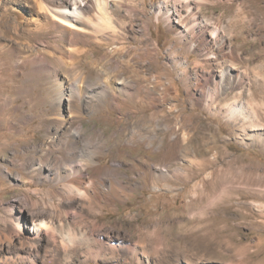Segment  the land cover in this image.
Instances as JSON below:
<instances>
[{"label":"rangeland","instance_id":"rangeland-1","mask_svg":"<svg viewBox=\"0 0 264 264\" xmlns=\"http://www.w3.org/2000/svg\"><path fill=\"white\" fill-rule=\"evenodd\" d=\"M28 2L0 0L10 19L5 28L0 23V247L7 264H264V0L202 1L199 15L236 55L224 63L233 68L217 93L197 42H185L159 12L166 9L163 0L118 4L111 22L122 34L78 44L82 54L66 47L70 58L51 45L56 31L44 38L35 33L47 21ZM32 51L50 64L45 80L34 70ZM242 71L247 80L236 86ZM73 78L82 81L80 92L107 84L114 97L98 102L82 93L74 105L60 96ZM122 81L131 91L120 94ZM51 95L58 97L67 134L77 132L86 146L94 139L93 159L118 168L119 179L135 191L105 194L100 203L59 202L65 181L34 180L39 164L50 156L46 164L53 167L52 158L68 148L67 134L59 146L47 147L57 109ZM233 104L244 117L255 111L257 119L230 117ZM151 137L159 146L156 158L149 154ZM88 152L77 149L78 160L87 163ZM30 218L69 221L71 230L81 225L93 234L94 250L63 252L50 233L30 246Z\"/></svg>","mask_w":264,"mask_h":264},{"label":"bare ground","instance_id":"bare-ground-1","mask_svg":"<svg viewBox=\"0 0 264 264\" xmlns=\"http://www.w3.org/2000/svg\"><path fill=\"white\" fill-rule=\"evenodd\" d=\"M12 1L13 0H7V3ZM24 1L28 2L29 0H24ZM31 1L39 10L38 13L44 16L45 20L47 21V24L37 23L34 29L35 33L41 35L44 38L47 35H50V30L56 31L58 34L56 38L55 36L53 37L54 40L51 45L55 48H58L59 52L62 55L70 58L71 55H69L70 53H67L68 51L66 47L69 48L71 47L72 52L76 54H82L84 51L81 49H77L76 46L78 44L84 47L89 43L90 40L100 43L101 41L107 42L109 41V39L114 40L116 36L122 34L123 31L122 32L119 31V29H117L115 25H113L114 23L111 22V19L119 14V8L117 10H115V8L117 6L118 7L121 6L118 4H122L123 2L133 4L135 0H31ZM202 1L203 0H163L164 4L166 3L165 5L166 9L162 11V8L159 7L158 10L159 12L164 14L165 20L169 23V27L171 29L179 30L178 33L180 34V37H182L183 39L185 38V42L191 43L193 39L197 42V48L203 51V55L200 56V58H201V63L204 64V66L206 65L207 67L206 68L208 73L207 80L212 86L214 92L217 93L219 91L221 79L223 78L224 75H226V73L228 74L233 68L229 65L230 70L224 69V63L230 60L232 61L233 59H235L236 55H235V51L230 47L229 43H227L226 41L224 42L219 40L218 28L210 25L208 21H206L204 18H202L199 15V9L202 6ZM168 3H171L170 7ZM8 10H9L8 8L7 9L5 8L4 10H2V12H0V23L2 25V28L7 27V24L10 22V19L3 15V13H5ZM171 21L177 23L178 26H180V29L177 26H173L171 24L172 23ZM99 29L102 31L101 34L103 35L97 37L94 35V33H96ZM46 30L49 31L47 32ZM105 30H111V33L104 34ZM86 53L88 52L85 51V54ZM29 58L31 59V62L35 68L34 70L36 71V73H38V77L41 78L42 80L44 72L50 69L49 62L47 61V59L42 57L38 51L31 53L29 55ZM35 71L33 73H35ZM246 76H247L246 72L243 71L237 72V74L235 75L236 84L235 83L234 84L236 86L241 85L245 80H247ZM218 77H220V81H217ZM89 78L91 77L89 76L86 77L85 81L87 83ZM120 83L121 84L118 87V91L120 92V94L121 93L125 94L126 92L128 93L129 91H131L132 89L131 86L128 85L125 81H122ZM79 84H82L80 78H73L70 82L68 81L64 93L60 92L61 93L60 96L66 97L68 100L71 99L74 105H77L79 103L81 104L83 100L82 93H84V97L86 98L88 94H90L92 98L96 97L98 102L102 99V97H107L109 95L114 97L113 93L109 94L108 91L109 88L107 84H102L99 88L95 89L96 91L91 88H86V90L84 89L85 90L84 92H80V89L78 90V88L81 87V85ZM97 94L99 96H96ZM255 96H256L255 93L251 94V98H255ZM51 98L52 100H55L57 104V109L53 117L52 129L49 128L48 131L49 136L47 140V147L54 148L61 144L62 137H64L67 134V131H69L68 128L69 125H66L65 120L63 119V117H61L60 102L57 99L58 98L57 95H51ZM238 106L239 105L237 104L235 105L233 104L228 107L225 106L224 108L226 109L227 107L228 109L227 111L230 112L229 114L230 117L242 116L244 119L247 120L251 119L252 121L251 120L250 121L251 123H253L254 118H256L255 111H252L250 109L252 112L249 111L250 114L244 117V113ZM262 107L264 108V106ZM67 135L66 137L68 138L66 144L68 148L66 151H64L61 154L62 156H55L52 158L53 160L52 162L54 163V166L51 167L46 164V162L50 159L49 156L45 160V162H42L36 167V173L34 175L35 176L34 180H37L38 182L57 183L59 181H65L67 183V186L64 188V190L60 192L61 193L60 198L58 197V199H60L59 202L61 201V199L67 200L70 197H74V198L84 197V199H86L88 203H92V204L94 202L100 203L101 200H103V198L106 200L107 197L104 196L105 194H109L110 197L112 198H120L127 191H135L136 188L132 187L128 183L124 184L123 181L119 179V177L121 176V172L119 171L118 168L101 167L99 162H96L93 159V156L97 153V150L94 146V139H88V143L90 144L86 146L85 144L80 143L78 138L79 134L77 132L75 133L71 132L70 134ZM150 140H151L150 144H152L151 145L152 150L150 149L151 152H149V154L156 158L159 148V146H156L157 143L155 142L157 139L151 137ZM80 148L81 149L83 148L84 150L89 151L88 153H90V158L87 163H82L80 162V160H78L76 151L77 149ZM204 154L205 152L199 153V155H204ZM88 171H91L92 174H89ZM88 179H92V180L89 181L90 183L88 185L84 186L83 184L85 180L87 182ZM112 180L116 181V185L112 184ZM106 185H108V187ZM117 187L118 190L116 191ZM119 188L121 190H119ZM98 194L101 195L102 197L99 198ZM8 212H10L12 215L17 216L16 219H18L17 212L11 209L8 210ZM30 219L31 220L28 224V229H29L28 236L26 238L29 241H32V243L29 242L30 246L34 245L33 242L42 244L43 239L41 237L47 236V234L50 233L55 237L57 243L60 245V248L63 250V252H67L70 249L81 248V247L86 250H91L94 248L93 234L88 235V231L85 230L81 225H79L76 230L75 229L71 230L70 227H67L71 225L69 221H61L60 219L58 220L50 219L48 221H45L41 219L39 220V222L37 220L38 222L37 223L34 219L32 218ZM65 227H67L68 230ZM107 236L111 237V235L109 234ZM108 247L111 251H114L116 248L114 245L112 246L109 245ZM135 247L136 246L134 245L133 249ZM23 249L26 253H29L28 247L27 248L24 247L22 248V250ZM5 251H6L5 248L0 247V264H7L8 260L3 254ZM133 251L135 255L138 252V250L136 249Z\"/></svg>","mask_w":264,"mask_h":264}]
</instances>
